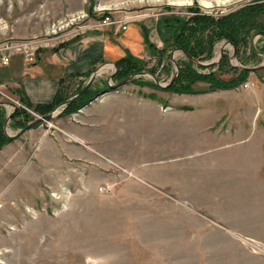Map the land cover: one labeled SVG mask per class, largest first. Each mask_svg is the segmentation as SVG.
<instances>
[{"label":"rangeland","instance_id":"374dc122","mask_svg":"<svg viewBox=\"0 0 264 264\" xmlns=\"http://www.w3.org/2000/svg\"><path fill=\"white\" fill-rule=\"evenodd\" d=\"M83 3L84 7L77 9ZM73 8L77 10L71 11ZM143 14H157L156 17L165 20L166 25L170 24L173 31L175 26L172 27L167 18L184 17L187 28L181 42L192 48L194 55L179 47L173 37L169 56L167 53L168 64H162L159 71L130 67L126 63H106L111 68L95 70L91 85L98 73L108 80L103 88H108V82L114 84L136 74L124 85L144 80L154 82L157 93H172V102L160 107L164 111L174 110L176 106L188 111L199 107L210 111L211 105H217L220 111L212 113L214 119L226 110L224 105L228 103L223 99L245 97L251 100L245 109V119L236 116L233 122L231 120L237 123L236 126L226 123L235 129L234 141L230 137L231 140H219V143L209 142L215 147L199 156L197 153L203 151L201 144L206 145V140L199 142L201 134L189 133L188 125L187 137L193 138L196 144L189 139L187 147H171L161 155L164 157L158 155L155 158L157 163L168 158L165 165L173 160V156L184 152L193 153L189 156L193 159L206 158L203 172L213 176V184L204 188L197 185L196 178L183 177L180 171L158 165L165 171L168 169L171 176L185 180L179 183L177 190L174 189L180 191L183 198H169L170 194L159 186L174 179L164 182L154 177L153 185H147V188L140 182L131 181L136 174L129 165L116 162L113 169L120 179L113 177L108 191H100L99 186L109 180L90 185L81 197H70L71 187L65 184L54 191L47 187L50 191H44L46 196L4 198L5 208L11 206L9 212L1 208L4 200L0 197V264H264V0H0V43L10 37H32L44 43L42 46L59 45L69 36L83 33L84 25H109L102 20L105 15L111 16L115 21L113 24L120 27L123 22L129 23ZM47 28L52 29L51 33L46 34ZM203 28H221L223 31L219 36H211L210 30ZM176 29L180 31L177 25ZM30 33L33 35L23 37ZM183 50L200 62L189 58ZM241 65L250 67L243 68L248 70L243 73L247 78L244 83H249L248 86L241 84L207 92L208 81L203 78L191 81L184 77L188 73L191 77L212 73V77L217 76L213 78L214 82H218V78L229 80L241 72L236 70H242ZM184 79L191 82L190 86ZM89 80L90 77L86 79L87 83ZM91 85L84 92L87 97L103 90ZM188 87L202 92L176 91ZM0 90V100L13 101V95L4 83ZM201 94H209L210 98ZM21 102L30 106L29 102ZM60 105L51 110L53 117L49 119L56 125L61 116L59 113L64 112L68 104ZM65 119L69 121L67 116ZM153 120L159 122L157 116ZM182 122L173 126L171 118H166L155 128L172 131L171 140H175V134L184 129ZM25 123L24 120L20 126ZM45 125L49 127L48 123ZM246 127L252 128V133ZM49 129L55 128L50 126ZM0 131L1 137L8 135L5 133L7 127H1ZM8 132L12 133L11 130ZM125 137L133 140L130 139L132 134ZM129 144L132 143L126 142V147ZM131 147H128L130 151ZM176 160L171 162L172 166L181 165V157ZM183 160L189 162L188 158ZM120 162H126V158ZM196 167H202V164ZM121 168L132 174L126 177L128 174ZM228 173L230 180L226 179ZM165 177L169 178V175ZM3 183L0 176V185ZM117 190L123 191L124 196L117 194ZM138 190L142 192L141 196ZM127 191L133 193V197ZM55 192L56 196L53 195Z\"/></svg>","mask_w":264,"mask_h":264},{"label":"crops","instance_id":"0c3cea01","mask_svg":"<svg viewBox=\"0 0 264 264\" xmlns=\"http://www.w3.org/2000/svg\"><path fill=\"white\" fill-rule=\"evenodd\" d=\"M82 7L84 3L77 9ZM75 8L67 12L77 10ZM156 15L143 14L126 23V27H123L125 22L120 27L115 24L86 26L83 31L81 30L83 33L69 36L65 43L42 46L37 51L35 63H29L20 54H16L9 64L2 65L0 62V85L4 83L14 99L24 103L29 102L28 107L33 109L38 105L50 104L59 93L67 97L69 94L73 96L87 83L86 79L95 70L111 68L106 63H126L130 67L159 71L160 67H163L162 64H168L167 53L170 52L174 31L171 26L166 25L165 20L162 21ZM33 33L23 37L31 36ZM100 74L98 73L91 85L94 89L103 88V85L107 84L108 80L101 78ZM133 82L123 84L117 89L103 88L94 99L78 110L59 113L61 115L58 117L59 123L54 130L41 123L18 136L16 135L18 131L34 121L37 116L33 115L32 119L27 120L22 111L25 108L19 107L14 102L17 106L15 112L18 109L20 112L15 114V119L12 115L5 125L7 117L14 112L13 106L7 103L8 100L1 98L0 101L6 102L0 103V120L4 122V129L7 127V132L8 130L12 132L5 131L7 136L15 135L0 147V176L4 181L0 185V197L4 200L1 208L4 211L7 209L4 198L12 199L16 195L26 198L46 196L44 191L47 187L54 191L59 190L58 188L64 184L71 187L68 191L70 197L84 196L90 185L108 180L111 182L113 177L116 178L118 172L113 166L116 168L117 163L129 165L136 174L131 181L140 182L146 187L153 185L154 177L164 182L174 179L159 187L170 194L169 198L181 199L183 197L179 194L180 191L175 190L179 183L185 180L171 176L168 169L165 171L158 167L165 165L168 158L161 159V162L157 163L156 156L164 157L161 155L171 147L179 149L187 147L189 139L193 141V138L187 137L188 132L201 134L199 142L206 140L204 141L206 145L201 144L203 151L197 153L200 154L199 156L214 148L215 146L210 144L215 141L219 143V140H231L230 137L233 140L235 129L229 128L228 125L235 124L232 122L236 116L245 119V109L248 108V102L251 103V100L245 97L234 100L221 99L228 104L224 105L226 110L215 119L212 113L220 111L217 105L214 107L211 105L210 111L199 107L198 110L193 109L194 111L190 110V112L182 106L164 111L160 107L166 106L169 101L172 102L171 92L167 91L166 95L157 93L154 82L144 80ZM201 95L210 98L209 94ZM135 107L138 108L134 110ZM77 113L79 115L76 116ZM155 116L159 118V122L171 118L173 126L183 121L184 129L175 134L177 139L171 140L172 131L155 128L159 124L153 120ZM24 120L26 125L21 127L20 124ZM242 124L245 125V121H242ZM188 125L192 131L187 132ZM236 125L237 123L234 126ZM245 129L252 133V128ZM130 130H133L132 133ZM134 132L139 135L133 134ZM240 132L241 130L237 135ZM131 134L130 139L133 140H128L125 136ZM244 140L246 139L242 141ZM126 142L132 143L128 145V147L132 145L131 151L126 147ZM192 144H196V141ZM191 155L193 153L184 152L173 156V160L170 159L165 166L180 171L183 177L187 175L196 178L197 185L204 188L207 187L206 185H212L213 176L203 172L206 158L193 159L194 157H189ZM179 157H181V165L177 163L176 166H172L171 162ZM125 158L126 162H120ZM183 158H188L189 162H185ZM197 164H202V167L195 168ZM224 164L227 166V162ZM166 174L169 178L165 177ZM228 174L229 177L226 179L230 180V173ZM117 179H120L119 176ZM187 187H190L189 183ZM137 193L139 196L142 195L139 190ZM117 194L124 196L121 190H117ZM128 194L133 197V193L128 192ZM10 210L11 206L7 212ZM248 237L252 240L256 239L253 236Z\"/></svg>","mask_w":264,"mask_h":264},{"label":"trees","instance_id":"16d2710c","mask_svg":"<svg viewBox=\"0 0 264 264\" xmlns=\"http://www.w3.org/2000/svg\"><path fill=\"white\" fill-rule=\"evenodd\" d=\"M171 19V20H170ZM202 19H204L205 21L206 18L205 17H202ZM168 21H170V23L172 24V27L175 26V30H174V34H173V37H174V42L176 41L177 42V45L182 48H184L185 50L189 51L191 54L194 55V52L192 50V48H190L189 46H187L185 43L181 42V40L183 39V33H184V30H186L187 28V23H186V20L184 17H180V16H177V15H174V18H171L169 16V18H167ZM174 23H173V22ZM170 25V24H169ZM176 25L180 27V31L177 32V29H176ZM203 30H210V34L211 36H215L217 34V36L221 35L219 34L221 31H223V29L221 28H218V29H204ZM177 32V33H176ZM225 33H227V31H224ZM264 32V31H263ZM203 34V33H201ZM227 37L228 40H231V41H234L231 37L229 36H225ZM198 42V41H197ZM235 42V41H234ZM236 69V67H234ZM236 70H239L241 71L240 73H236L237 76H233L231 77V79L229 80H223L221 78H218L219 81L218 82H214V79H216V77H212L211 75H213L212 73H208L206 76L205 75H202V76H197V77H191L190 76V73H188V76L185 75L184 77L187 79L190 78V80H195L197 78H203L204 80L208 81L210 83L209 87H207V90L206 91H212V90H215V89H230V88H235V87H238L240 86L242 83H244V81L247 80V78L245 77V75L243 73H248V70L246 69H236ZM211 74V75H210ZM187 79H184L185 81H189ZM188 86H190L191 82L189 81L188 83ZM173 90H176L173 89ZM177 92H191V93H199V92H202L201 90H198V89H189V87L187 89H184V88H181L179 90H176ZM101 92V91H99ZM99 92H96V93H92L90 94V96H86L85 93L78 96L77 98H75L70 104L67 105V107L65 108L64 112L68 113V112H72V111H75V110H78L81 106H83L84 104H86L88 101H90L92 98H94ZM68 97H64L63 95H61L60 93L57 94V96L55 97L54 101L51 102L50 104H47V105H38V106H35L33 108L34 111L38 112V113H48L49 111H51L52 109H54L56 106L60 105L61 103H63L65 100H67ZM20 109H18L16 112H14L13 114V117L15 116L16 113H19ZM24 111V114H25V117L28 119H32V117H34L31 113H28L27 111L25 110H22ZM3 120H0V128L2 127L3 128ZM26 123L23 125L25 126ZM0 134H1V131H0ZM12 138L8 137L5 135V137H1L0 135V147L6 142V141H9L11 140Z\"/></svg>","mask_w":264,"mask_h":264},{"label":"built area","instance_id":"2783aa9c","mask_svg":"<svg viewBox=\"0 0 264 264\" xmlns=\"http://www.w3.org/2000/svg\"><path fill=\"white\" fill-rule=\"evenodd\" d=\"M78 13H75L74 15H78ZM102 20L106 23V24H113L115 21L112 19L111 16L105 15ZM100 21V20H99ZM102 24V23H101ZM54 26L56 27V24H54ZM89 26V24L84 25V27ZM123 27H126L125 24L123 25ZM78 29H81L80 26H78ZM77 29V30H78ZM52 30V29H51ZM51 30L49 31L48 28L46 30V34L51 33ZM55 31V29H54ZM62 43V42H61ZM44 45V43H40V40L38 38H14V37H10L7 38L5 41H2L0 43V61L3 65H7L10 63L11 58L15 55V54H20L23 56V58L30 63H35L37 60V51L41 48V46ZM243 86H248L249 83L245 82L242 83ZM1 92V90H0ZM8 96V95H7ZM9 97V96H8ZM11 98V97H9ZM13 100V102H15L17 105H19V107H23L25 108V110L29 113H31L34 116L39 117L40 114H38L36 111L32 110L30 107L26 106L25 104H23L21 101H19L18 99H14L13 97L11 98ZM48 126L47 128L54 127L57 128V125L54 124L53 122H51L50 120H46L44 121V123L42 124H47ZM123 169L126 174V177H129L130 174H132L131 172L127 171L124 168ZM100 191L104 192V191H108L111 189V184L108 182H105L103 184H101L99 186ZM53 195L56 196V192L53 193ZM2 204H0L1 206Z\"/></svg>","mask_w":264,"mask_h":264},{"label":"water","instance_id":"95a60500","mask_svg":"<svg viewBox=\"0 0 264 264\" xmlns=\"http://www.w3.org/2000/svg\"><path fill=\"white\" fill-rule=\"evenodd\" d=\"M183 52L189 58L193 59L194 61L200 62L199 60L194 59L187 51L183 50ZM222 52H223V50H221V54H222ZM213 62L214 61H212L210 64H212ZM240 68L243 69V68H250V67L242 66L241 65ZM253 68H257V67H253ZM176 74H178V70H177V73ZM95 75H96V72L92 73V75L90 76V80L88 81V83L83 88H81L77 93H75L73 96H71L69 99H67L64 103H62L60 106H62L63 104H65V105L69 104L73 99H75L76 97H78L81 94H83L89 88V86L91 85V82L93 81V78L95 77ZM135 75L136 74H131V75L127 76L126 78L122 79L121 81L116 82L114 84H109V82H108V88H110V89H117L120 86H122L123 84H125L126 82H128L129 80H131L133 78V76H135ZM1 102L3 103V102H6V101H0V103ZM7 103H9V104H11L13 106V112H15V110L17 109V106L15 105V103L12 102V101H8ZM12 115H13V113H11L7 117V119L5 120V125L7 124L8 120L10 119V117ZM52 117H53L52 111L49 112V113H47V114H44L43 116L41 115V116L37 117L34 121H32L29 124H27L24 128L20 129L16 135L18 136V135L24 133L25 131H27V130L33 128V127H35L37 124H41L42 122L51 119Z\"/></svg>","mask_w":264,"mask_h":264},{"label":"bare ground","instance_id":"6f19581e","mask_svg":"<svg viewBox=\"0 0 264 264\" xmlns=\"http://www.w3.org/2000/svg\"><path fill=\"white\" fill-rule=\"evenodd\" d=\"M100 8H101V7H100ZM105 8H107V7H105ZM219 52H220V51H219ZM219 52H218V53H219Z\"/></svg>","mask_w":264,"mask_h":264}]
</instances>
